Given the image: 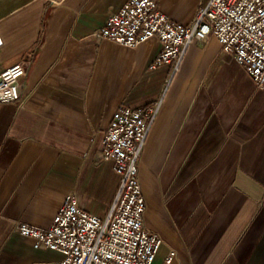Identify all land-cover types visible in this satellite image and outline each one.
<instances>
[{"label": "crops", "instance_id": "0c3cea01", "mask_svg": "<svg viewBox=\"0 0 264 264\" xmlns=\"http://www.w3.org/2000/svg\"><path fill=\"white\" fill-rule=\"evenodd\" d=\"M127 1H0V74L27 67L20 101L0 103V264L60 261L16 226L47 229L69 195L108 215L120 178L103 141L124 106L157 109L139 161L154 264H264V86L215 37L156 68L158 39L97 37ZM155 1L189 26L211 0Z\"/></svg>", "mask_w": 264, "mask_h": 264}, {"label": "built area", "instance_id": "2783aa9c", "mask_svg": "<svg viewBox=\"0 0 264 264\" xmlns=\"http://www.w3.org/2000/svg\"><path fill=\"white\" fill-rule=\"evenodd\" d=\"M96 36L128 48L158 39L162 50L153 68L179 65L191 43L215 37L222 51L232 54L253 81L264 86V0H211L189 26L173 22L155 0H128ZM26 74L21 63L0 74V103L20 101L19 83ZM156 114L152 106H124L106 130L103 157L120 178L106 217L84 210L69 195L47 229L18 223L17 231L33 239L36 249L60 253L62 259L55 264H154L163 240L145 227L139 161ZM174 256L172 252L165 264Z\"/></svg>", "mask_w": 264, "mask_h": 264}]
</instances>
